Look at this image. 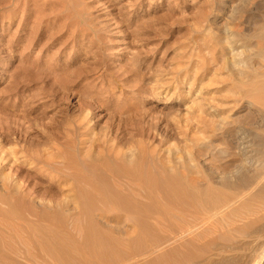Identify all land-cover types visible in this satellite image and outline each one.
<instances>
[{"label": "rangeland", "instance_id": "rangeland-1", "mask_svg": "<svg viewBox=\"0 0 264 264\" xmlns=\"http://www.w3.org/2000/svg\"><path fill=\"white\" fill-rule=\"evenodd\" d=\"M262 20L264 0H0V171L20 181L21 194L27 193V199H31L22 202L26 212L22 208L21 211L25 216L30 215L27 206L33 205L36 211L55 210V205L61 204L67 196L65 183L81 178L84 171L96 177L99 175V178L103 175L101 179H108L112 185L121 184L117 175L108 171L109 166L119 162L116 155L130 150L138 155L136 159L146 171V181H151V177L158 179L161 174L157 168L159 163L172 161L174 156L182 160L188 154L197 160L195 162L204 175V179L195 177L200 185L208 180L210 183L215 181L210 185L217 187L216 178L221 170L227 166L235 168L241 164L242 156L251 161V167L256 166V162L259 166L264 146L255 145L256 135H262L264 131V113L257 101L245 96L249 86L236 81L228 68L231 61L227 51L229 46L220 47L216 39L227 41L232 36L233 40H238L233 52L255 51L257 41L251 36L255 35ZM243 41L247 49L242 45ZM254 67L264 72L262 65L256 63ZM188 78L193 82L192 88H189L191 81ZM194 99L205 106L204 110L213 106L218 113L225 108L231 124L212 134L214 123L211 119L216 113L208 115L209 111H206L201 115L197 108H191ZM239 127L247 132L249 140L246 138V141L250 143H245L248 146L243 148L244 151L241 149L242 152L243 145L240 147L235 133ZM207 143L227 154L216 156V152L205 149ZM91 155L94 158H90ZM86 174L84 176H92ZM160 178L163 180V176ZM101 179L97 178V181ZM155 179L152 181L157 183ZM161 180L159 185L163 186ZM1 183L0 180V191L7 193L8 189ZM166 186V191L163 187L153 190L157 201L164 206L162 209L171 206L163 197L170 190ZM257 188L249 192L254 194ZM137 191L132 190L130 195L143 200L150 208L151 201L139 198ZM123 192L128 194V191ZM249 192L243 202L247 203L252 195ZM254 201L249 199L250 203L242 208L241 212L250 210L247 215L243 213V220L246 216L253 221L264 213L263 205L261 210L253 209L256 208ZM96 203L102 207L101 203ZM99 207L90 210L87 220H92L91 226L96 225L92 228H102L109 237L117 238V241L113 239L117 245L126 244L131 238L134 248L139 249L135 245L139 242L142 243L140 248L145 244L144 248L147 246L148 250L149 239H161L166 235L164 230L169 228L166 225L169 218L166 221L161 217L157 219L159 216L154 213L157 218L151 216L148 219L151 229L147 231L153 235L148 234L150 238H144L146 243L141 242V238H137L140 236L129 230L135 223H118L114 219L116 211L104 212ZM175 207L169 210L173 208L177 214ZM80 208L71 202L64 211V215L69 216V223L65 222L66 215L61 221L78 240L81 236L72 224L87 221ZM251 211L255 218L249 214ZM179 213L178 216L170 215L169 225L178 223L180 218H189L191 212L186 213L187 216ZM229 214L225 219L228 215L231 218ZM28 219L36 220L32 215ZM231 219L229 222L233 226L223 221L218 225L215 220L199 225L193 235H184L180 241L140 258L135 264H153L158 257L162 261L169 256L168 252V260L184 262L178 259L184 251L200 254L203 246L210 241L220 242L222 238V243L224 239L233 242L241 231L235 233L237 236L232 232L250 219H235H241L243 223ZM53 221V225L59 223ZM237 224L239 228L233 229L238 227ZM224 230L227 231L225 236L231 237L224 238ZM202 234L204 238L207 236L206 239ZM195 235L201 239L191 240ZM250 236L241 234L240 240L234 241L240 249L235 253L242 261L249 257L250 250L261 245L255 235ZM145 237H148L146 233ZM121 247L126 248L125 245ZM125 248H122L124 252L128 249ZM172 248L176 249L177 255L171 253ZM235 253L224 252L223 255L234 257ZM250 258L247 260L251 261ZM22 262L26 264L24 260ZM260 264H264V259Z\"/></svg>", "mask_w": 264, "mask_h": 264}, {"label": "bare ground", "instance_id": "bare-ground-1", "mask_svg": "<svg viewBox=\"0 0 264 264\" xmlns=\"http://www.w3.org/2000/svg\"><path fill=\"white\" fill-rule=\"evenodd\" d=\"M255 31H256L255 35L252 34L251 36V37L256 38V41H257L256 44L254 43L255 51H251V52L248 51L249 53L247 54L240 53V52H233L238 40H235V39L233 40L232 36L231 38H228L227 41L225 39L221 40L220 38H218L216 39V44H219V46L222 48L227 47L225 44L229 46L227 47L228 48L227 51L230 54L231 61L228 62V68L231 69L232 74L234 75V79H237L236 81L239 80V83L241 85L242 84L244 86L247 85L246 87L249 86V90H247V93L245 94V96L251 97L255 101H257L260 106V109H262V113H264V72L263 70L259 71L257 70V68L254 67V64L256 65V63L257 65L259 64L260 66L262 65L264 67V20H262V22L258 24V27ZM247 41H246V44H247ZM242 45L246 47L244 41ZM188 81L189 82L191 81V83L189 84V88H192L191 86L193 82L191 78H188ZM242 94L244 93L242 92ZM194 100L195 102L191 101L193 103V106H191V108L193 109L194 107L197 108L200 111L198 113H201V115L205 113L206 111H209L207 112L208 115H212L213 113H216L212 115V119H211V121L214 123L213 127L211 126L213 128L212 134H214V132H217L219 130H224L227 124H231V123H228L229 122L228 115L225 114V111H226L225 108L221 109L218 113H217V110L213 106H209L208 110H204L205 106L201 105L200 103H197L196 99ZM205 120L207 119L205 118ZM245 132L246 131H243V129L240 127L237 128V130L235 131V133H237L236 136L237 138H239V141H240V147L241 145H243V147L240 148V151L241 149L244 151L245 149L243 148L250 145V143L246 141V138L248 139V137L246 136L247 132L246 133ZM262 132H263L262 135H256L258 139H256L257 144L254 142V144H256L255 146H258V147L264 146V131ZM245 143L246 144L248 143V145L245 146ZM205 149L212 151V152H216L217 153L216 156L219 155V157L221 155L223 156V154L225 155V153L227 152V151L225 152V151L216 149L213 144H208V143L205 145ZM260 151H257V152H260ZM244 153L246 155V152ZM262 153L263 152L261 151L260 155ZM241 155H243V153H240V156ZM91 156L89 157L94 158L93 156L92 157ZM116 156L118 157V160L117 159L116 160L119 162L117 163L115 162L112 165L110 164L108 171L111 170L112 171L111 173L116 174L119 180L117 178L115 180L116 181L118 180V182H120L121 184L117 183L118 186H116L117 184H113L114 185L113 186L111 183H108L110 181L107 178L106 179L108 180V182L107 180L105 181L101 179L103 175L100 176L99 178L98 177L99 175L97 177L93 176L92 175L93 173L91 174L88 171H87V174H90L92 176L91 177H89V175L84 176L86 173L82 169V171H84V175L81 176V174H79L81 178L78 177L77 179H75L76 178L75 177L74 178L75 180L65 183L64 186L67 188L65 189L66 190L65 195L67 196L62 201L61 204L55 205L56 207L55 210L52 209L53 213H52V210L51 212H49V211H46L45 209L46 207L45 205L49 204L48 202L44 203L42 201V203L45 204L44 207L42 206L45 210L40 209L41 211L39 209H38L39 211H36L35 209H33L32 207L33 205L27 206V209H26L28 211L27 214L30 213V215H32L33 218L35 217L36 220L28 219L30 215H28L27 217L25 216L24 212L21 211V208L23 209V211H25L24 210L25 208H23L24 207L23 203L31 199L30 198L27 199L28 197L27 193L21 194L22 186L19 183L20 181H17V179H12L10 178V176H6L3 174V172L0 171V180L3 183L1 184L4 186V189L6 188L8 189L7 193L5 192L2 193L0 191V264H22L23 260L24 262H26V264L28 263L29 264H135L139 261L140 258H143L144 256L149 255L156 250H160L163 247L165 248L166 246L172 243L178 242V240L180 241L182 237H184V235H191V234L193 235L195 233L194 230L196 229L197 231V228H199V225H203V224L205 225L206 222L208 221L211 223V221L215 220L219 223L217 224L220 225L221 221L225 223L226 222L230 223L229 219H231L232 217L234 218L233 221L239 220V219L235 220L236 218H241L243 220L244 218L243 213L246 211H244V209H243V212L241 211H242V208L247 206V203H250L248 202L249 199L250 200L253 199L254 201V198H255V201H254L255 204L252 202V205L253 204L256 205V208L257 207L260 208L261 205H263L264 207V182H263L264 181L263 180L264 179V165L261 164L262 162L264 163V154H262L260 156L261 158L258 160L259 166H257V162H256V166L251 167L250 165L251 161H247L246 157L242 156L240 157V159L242 160L241 164L237 165L235 168H233L235 165L232 167L233 169H229V166L224 167L223 170H221L222 172L220 176L219 177L216 176L217 177L216 179H218V181L216 182L218 184L217 187L216 185L212 186L215 184L214 183L215 181L211 182L212 185H210L211 183L208 180L207 182H205V184H202V185H200L199 181L198 182L196 181L197 177L199 179L200 178L204 179V175L200 170L199 164L195 162L197 160H195L191 156V154L190 155L188 154L182 160L181 158L175 159V156H174L175 160L173 159L172 161L170 160L168 162L165 160V162L159 163L157 168H159V171L161 172V174H163V175L160 174L159 177L163 176L162 178L163 180H161V178L159 179L158 176L157 177L159 181L160 180L161 182L163 181V184L167 185L168 187L167 186L166 187L170 189L169 193L167 192L168 194L166 193L167 195L165 194L163 197L168 199V203L169 205H171L170 207L176 206L175 208L176 210H178L177 214L178 212H180L179 214H181L182 216L183 214L184 216H187L186 213L191 212L189 213L190 215L188 214L190 216L189 218L188 216L187 218L186 217L180 218L178 223L176 224L174 222L176 219L173 220L174 223L171 222L173 225H169L170 223L168 221H171L170 215L173 217V215L175 216L176 213L173 211V208H172V211H170L169 210L170 207H167L168 209H165V208L162 209L164 206H162L159 203V201H157L155 193L153 191L154 189L161 190L162 187L164 189V185L161 182L160 184H162L163 186L159 185L158 179L156 178L157 179L156 180L155 178L151 177V172H150L149 177H151L152 180L155 179L158 184L155 183V181H152V180L150 181V179L146 181L148 179L146 178V175H145L146 171L141 168L142 166L140 164H138L139 161L138 159H136V156L138 157V155L134 151L130 150L129 152H125L119 156L118 155ZM212 156L210 158H212ZM248 160H251L249 159V156H248ZM252 164L254 163L252 162ZM148 170H147V173L149 174ZM250 171H253V173H250ZM93 177H96V179ZM154 177H156L155 174H154ZM97 178L101 180L97 181ZM78 179L80 181H78ZM120 180L124 183H125V180H127L128 182H126L125 183L126 185H124L122 184ZM133 184L135 185L133 186ZM135 187H137L136 190H138L137 192H139L137 193L139 194L138 195L139 198L141 196V199L146 198L145 200L149 199L151 201L150 208L147 207L149 205H146L143 202V200L134 198L132 195H130L133 192L136 193ZM256 187L258 188L256 189L255 193L254 194L250 193L252 189L254 190ZM61 188H64V187H61ZM132 190L133 192H131ZM164 190L166 191V189ZM227 190L232 191V192H228ZM123 191H126V192L128 191V194L124 193ZM248 192L254 195L253 196L254 198H252V195H250L252 199L250 197L249 198L247 197L248 201L246 203L243 201H246V198H244V196L246 197L247 196L246 194H248ZM82 199L83 200L85 199V200L83 201ZM95 200L96 202L101 203L102 205L101 208L98 206L99 204L97 205ZM71 202L77 207H81L80 211H81V214L85 216L84 217L85 221L87 220L88 216L90 217V210L96 209L98 207L100 208V210L104 212L116 211L117 213H120L121 215H117L116 213V218L114 219H117L118 223H120L121 221H124V223L126 221L131 222L132 224L135 223V225L133 224L132 227H129V230L131 229L133 234H137L136 236H140L137 238L139 239L141 238L140 239L141 242L145 240L144 238H147L146 240L150 238L148 234H150L151 232L147 233V231H150L151 229V227L149 226V222H148V219H150L151 216H152L151 218H153L155 214H157L156 216H159V218L155 216L157 219L162 218V220H165V221L169 218L170 220L168 219L167 220L168 224H166L169 226V228L167 227V231L164 230L166 235L163 236L161 239H157V238L149 239L148 242L151 241L152 243L151 242L149 243L151 244V246L148 248V250L146 248L147 246L144 248L145 244H143V248H140L142 247L141 245L142 243L140 244L139 242H138L139 244L137 242H136L137 244H135L139 246V249L134 248V246L132 245L134 243H132L133 240L131 238L127 240L129 242H127L126 244L118 243L119 245H117V243L113 240L115 238L112 239L113 237L112 235H110L109 237V234H106L107 232L105 230L103 231L101 230L102 228L99 229L98 227L96 228L98 230H96L95 228H92V226L94 227L95 225L94 224L91 226V223L89 224V222L92 220L90 221L87 220L86 222H81L80 224L78 223L79 225H75L74 223L72 224L74 225L72 226V228H74L77 231V233H79V236H81V237L77 236L78 238H80L79 240L74 239L76 238V237H73L75 234L71 235L72 230H71V233H69L68 231L70 230L69 229L67 230L66 225H64V223L65 222L67 223L69 219L68 218L69 216L67 217L66 214L65 215L67 218L66 219L64 218L65 216L64 211L66 210V207H68V205ZM28 203L31 205L30 202ZM3 205H5L6 207H4ZM252 205L249 204V206H252ZM263 207H261L260 209L259 208L256 209L255 207H253V209L257 211V210L263 209ZM191 208H192V211H191ZM250 208L252 209V207ZM228 210H230L229 213H231L232 215L231 218L229 216L230 214L228 213ZM171 212H174L175 214L173 213L172 215ZM247 212L244 214L247 215ZM251 213L252 211L249 214L250 215L255 214L254 211L252 214ZM177 214L176 216H178ZM226 214H229L228 215L229 219L228 218L225 219ZM260 215L259 216L257 215L258 217H256L255 215L254 216L252 215V217L254 218L256 217L255 219H253V221H251L252 220L251 217L245 216V219L251 218L249 221L246 220L248 224L245 222L244 225L245 224L247 225L245 226L243 225V227H241L242 229L241 228H240L241 230L237 229L236 232L235 230L234 231L232 230L233 235L241 231L239 232L240 235L238 234V236L241 237V234H245L247 237L248 236L251 237L250 235H255V238L258 240L256 241L261 242V245L259 243L260 247L256 248L255 250L254 248L252 250L248 248L251 251L249 253V257L252 258L251 261L247 260L249 258L247 255H246L247 259H244V260H247L246 262H244V260L242 261L241 258L238 257V255H236L235 251L240 250V249L236 245V243L238 242L236 239H239V238L235 234L237 238L234 239L235 238L234 237L233 242H230V243L228 241L229 240L228 238H227L228 240L224 239L225 242L227 241L228 243H225V242L222 243L223 238L221 239L222 241L220 240V242L210 241L208 245H205V247L204 246L202 247L203 250L201 251L203 252H201L200 254L192 250L184 251V253H181L180 257L178 258L179 260H182V261L184 260V262L176 263L172 261L171 259L168 260V257L170 256V253L168 252L169 256L166 255V257L163 258L162 261H160V257H158L159 259L157 260L158 262L156 261L157 263L155 262L153 264H260V262L264 259V213L263 214L261 213ZM57 219H60V221H58ZM64 219H65V222L61 224V221H63ZM224 219L226 221H224ZM52 220L59 222L61 225H58L59 223H57V225H53ZM19 221L21 224L18 223ZM21 221L24 222L23 224L25 226L24 225L22 226ZM55 221H53L54 224H55ZM73 221L75 222V220H72V222ZM243 221H240V222L243 223ZM78 222L80 221L78 220ZM223 222L222 224H224ZM162 223L164 222L162 221ZM236 228H239V225L238 227H235L233 229H236ZM223 229L225 228L223 227ZM252 229L253 231H250ZM226 232L227 231H225L224 236ZM126 233H128V231H126ZM145 233L148 237H145ZM150 235H153V234H150ZM197 235L199 236V234ZM206 235L209 236V234H206ZM198 236L195 235L193 239L192 238L190 239L199 240L200 237L198 238ZM227 236L231 237L230 235L227 234L224 238H226ZM206 237L207 236H205L204 238V235H203L204 239H206ZM234 241L236 243H234ZM144 242L146 243V241ZM245 244L247 245V243H244V246ZM122 245H125L126 248L121 247ZM120 248L122 251H120ZM122 248L123 249L125 248V250L127 248L128 249L126 250V252H124ZM193 249H195L194 246H193ZM170 251H172L171 253L174 254L175 252L176 254V249H173ZM224 252H228V253L234 252L236 256L233 255L234 257H225V255H223ZM162 255L165 256V253Z\"/></svg>", "mask_w": 264, "mask_h": 264}]
</instances>
